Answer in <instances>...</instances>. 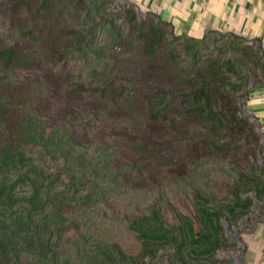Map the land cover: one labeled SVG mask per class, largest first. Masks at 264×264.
Here are the masks:
<instances>
[{
  "label": "rangeland",
  "instance_id": "obj_1",
  "mask_svg": "<svg viewBox=\"0 0 264 264\" xmlns=\"http://www.w3.org/2000/svg\"><path fill=\"white\" fill-rule=\"evenodd\" d=\"M14 46L26 62L2 75L29 131L0 201L29 176L10 207L33 209L30 182L52 203L33 213L51 226L37 248L17 239V264H241L240 234L264 211V135L248 110L260 47L184 37L130 0H0V53ZM238 188L250 203L240 223L199 214L225 210ZM188 234L202 242L183 248Z\"/></svg>",
  "mask_w": 264,
  "mask_h": 264
},
{
  "label": "trees",
  "instance_id": "obj_2",
  "mask_svg": "<svg viewBox=\"0 0 264 264\" xmlns=\"http://www.w3.org/2000/svg\"><path fill=\"white\" fill-rule=\"evenodd\" d=\"M157 19H159L165 25H169L168 23L162 21L159 17H157ZM120 37L121 36L119 35L117 38ZM91 39H89L88 43H90ZM4 53H0V177L2 176V178H9L11 177V173L17 171L16 158L17 156L22 155V153L24 152L22 151L23 146L20 143V136H23L24 138L28 137L29 125L26 119L24 121H20L19 119H17V117L16 119H14L13 116L17 115L15 108L18 107L17 104L19 102L18 98L20 95V91L18 92V89H16L17 86H14V82L11 79H7V76L3 77L2 75L4 65H9L13 68H17V66H19L20 64H24L26 60L23 59L22 54L18 52L16 46L6 50V53ZM240 122L245 124L243 119H240ZM26 181L32 180L29 178V176H21L16 180V182H13V184L7 186L6 192L4 194L5 197L0 201V210L4 212V214L9 213V211L11 212L9 214L14 213V216L10 217H7L5 215L0 216V264L18 263L20 241H17V239L19 237L24 235L26 241L23 242V244H27L29 245V247L34 248L36 247L35 245H33V243H35V239L41 236V234L45 231L44 229H48V227H51L50 224H48L49 219L45 223L46 218L43 220H34L33 218L34 212L40 211L44 206H48L49 209V207L52 205V203L48 201V199L50 198V190L44 189L43 185L40 186L34 182H30L34 194L33 203H30V206L33 207L32 210L21 209L23 207L17 209V206H13L12 204L13 207H10V205L8 204L11 201V197L13 196V191L15 190L16 185L22 184ZM240 193V188H238L232 193V199H229L228 197L226 201L229 200V203L227 204V207H223V209L225 210H215V206V211L213 214L208 213L207 211L202 209L199 211V214L206 221L218 220L220 215L226 214H228L229 217L233 220L239 221L250 206V203L247 200H242L239 197ZM207 202L209 201H206V203ZM13 208L16 209V211H13ZM201 208L204 209L205 205H202ZM218 208H220V206ZM2 212H0V214ZM193 224V222L190 224L192 231H194L193 228L195 227ZM183 241H185L186 243L183 247L185 249L187 248L186 245H188V242H191L192 244L194 243L196 245L202 242V240L197 237V234H195L194 236H192L191 234L185 235ZM225 242L226 241L223 235H220L214 243L216 245L213 244L212 246L214 247V249H217L222 245L224 246ZM191 243L189 245H191ZM44 246L46 248H49L48 244ZM183 252L184 251H179V254H182ZM193 253L195 252H189V254ZM202 254L208 255L210 254V252L204 251L202 252ZM40 255L41 253L39 254V257L41 258L42 256ZM54 257L52 258V264H59L58 260H55ZM221 262L223 264H231L226 263V261ZM180 264H184L183 259H180Z\"/></svg>",
  "mask_w": 264,
  "mask_h": 264
},
{
  "label": "crops",
  "instance_id": "obj_3",
  "mask_svg": "<svg viewBox=\"0 0 264 264\" xmlns=\"http://www.w3.org/2000/svg\"><path fill=\"white\" fill-rule=\"evenodd\" d=\"M130 1L184 37L199 39L210 33L237 36L264 53V0ZM248 110L264 135V80L253 93ZM262 156L264 164V150ZM240 237L241 264H264V211L247 220Z\"/></svg>",
  "mask_w": 264,
  "mask_h": 264
}]
</instances>
